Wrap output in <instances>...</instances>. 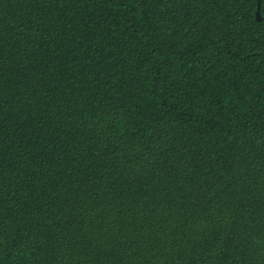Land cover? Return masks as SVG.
Masks as SVG:
<instances>
[{"label":"trees","instance_id":"obj_1","mask_svg":"<svg viewBox=\"0 0 264 264\" xmlns=\"http://www.w3.org/2000/svg\"><path fill=\"white\" fill-rule=\"evenodd\" d=\"M0 264H264V0H0Z\"/></svg>","mask_w":264,"mask_h":264},{"label":"water","instance_id":"obj_2","mask_svg":"<svg viewBox=\"0 0 264 264\" xmlns=\"http://www.w3.org/2000/svg\"><path fill=\"white\" fill-rule=\"evenodd\" d=\"M256 17H257V19H259V14H258V12H256Z\"/></svg>","mask_w":264,"mask_h":264}]
</instances>
